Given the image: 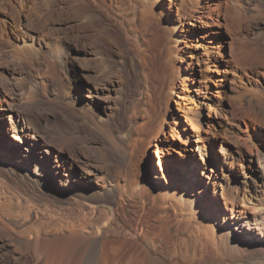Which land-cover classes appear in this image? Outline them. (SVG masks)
Returning a JSON list of instances; mask_svg holds the SVG:
<instances>
[{"label": "bare ground", "instance_id": "obj_1", "mask_svg": "<svg viewBox=\"0 0 264 264\" xmlns=\"http://www.w3.org/2000/svg\"><path fill=\"white\" fill-rule=\"evenodd\" d=\"M178 1L171 13L158 0H0V49L4 51L0 60L6 61L0 62V176L29 184L42 194L51 187H63L70 189L72 197L86 199L79 203V217L60 219L50 228L35 223V212L22 219L9 216L5 200L0 201V264H225L238 256L245 261L241 263L249 264L254 256H264V153L246 149V154L236 148L222 155L232 164L247 162L249 172H243V188L220 183L222 171L212 179L198 178L200 161L193 153L185 160L181 153L170 157L167 152L165 159L173 164L166 165L169 181L164 186L146 179L144 157L151 146L160 156L170 141L172 146L176 140L187 145L183 135L188 126L198 129L196 150L200 153L223 137L226 116L216 98L208 105L214 117L208 119V111L207 128H201L204 115L196 108L185 82L190 80L185 63H191L183 58L186 51L181 53L177 47L189 36L188 31L183 32H195L199 40L196 48L205 51L201 56L203 81L208 78V69L225 65V74H233L230 85L236 89L237 55H232V65L221 52L217 43L222 41L221 29L232 42L236 40L233 46L239 47L236 30L244 17L264 16V0ZM242 1L250 8L241 5ZM185 24L189 26L184 31ZM115 32L129 44L127 51ZM256 43L264 53V38ZM59 61L71 69L74 66L79 80L86 78L92 83L91 87H80L89 89L87 99L76 109L77 118L88 124L86 131L95 140L94 146L86 144L79 149L96 158L98 162L93 161L98 164L82 160L76 146L60 163L55 159L61 158L63 149L57 154L45 150L44 141L71 139L77 134L73 130L82 127L69 123L68 116L57 117L62 102L78 97L77 89L70 85L71 75H61ZM77 64L85 70L82 77L76 74ZM255 73L248 92L264 107V60ZM130 83L132 91L127 90ZM175 93L183 100L180 108L188 123L182 124L183 134L178 129L180 114L166 111L175 101ZM96 104H100L98 112H94ZM65 105L73 107L71 102ZM50 115L56 119L52 121ZM235 127L239 132L251 128L240 118ZM25 139L33 146L29 155L16 144ZM22 152L25 158L36 160V165L27 168V177L19 173L18 167L26 170L22 164H15L16 168L4 164ZM254 160L258 167L249 164ZM75 162L86 168L91 164L97 173L91 175ZM57 165L74 177L56 179L51 171ZM229 169L234 171L231 166ZM181 173L183 180L178 183ZM153 176V182L159 181L156 171ZM184 227L198 239L200 260L191 257L188 248H179L180 242L185 243L180 241ZM156 250L167 251L169 258Z\"/></svg>", "mask_w": 264, "mask_h": 264}, {"label": "rangeland", "instance_id": "obj_2", "mask_svg": "<svg viewBox=\"0 0 264 264\" xmlns=\"http://www.w3.org/2000/svg\"><path fill=\"white\" fill-rule=\"evenodd\" d=\"M158 1L163 6H165V8H169L171 13H173V11L174 12L176 11V6L179 4L178 0H158ZM130 2L132 3V0H130ZM242 4H244L243 6L245 8H247V7L250 8V5L247 2L242 1L241 5ZM165 11H166V9H165ZM245 14L246 13H243L241 16L244 17ZM247 15H248V13H247ZM255 16H256V14H255ZM253 17H254V14H251V17L250 16L244 17V18H246V20L242 22V25L238 28L239 30L236 27V29H237L236 31H238V33L236 35V39L238 37V39H239L238 41H241L240 42L241 44L239 45V47L233 46V43L234 42L236 43V40L234 42H232L229 35L226 34V32H224L223 29H221L222 34H220L222 41L221 40L217 41V43H219V45L222 46L221 52L229 60L230 64L232 63V60L234 59V58L232 59V55H233V57H235L236 55L238 56V57L236 56L234 59V61H236L235 62V65H236L235 72H237L236 74L238 75V78L235 77L236 86H237L236 89L233 88L232 85H230L231 82H229V81L233 79L232 78L233 74L232 75H231V73L225 74L224 70H226L228 68V67H225V65L223 67L221 66L220 68L219 67H211L210 69H208L207 70L208 78L205 81H203V79L201 77V74H202L201 71L204 69V67H202L203 66L202 65L203 60H202L201 56L205 51L201 48H198V49L196 48L197 44H199V40L197 39V35L195 32L192 33L190 31V29H187L189 25L185 24V26H183L184 31L187 29L183 33H186L188 31L187 33H189V36L186 39V43L184 42L182 44L181 43L177 44V47L181 48L180 49L181 53L186 51L183 58L185 60H188V62H190L192 64L191 65V64L185 63L186 68L188 70L190 69V80L185 81L186 87L188 88L189 93L191 94L192 98L194 99V101L196 103V108H198V107L201 108V112L204 115L201 117V128L203 127L202 129H204V130L207 128L206 123L208 121H207L206 116L210 112L208 109L209 108L208 105L211 103V100L212 99L215 100V98H216L222 102L223 113L226 116L225 117L226 121H225L223 130H222L223 137H221V139L218 138L219 140H214L212 145H210L211 148L209 150H204L205 153L203 151L201 153H200V151H197L196 150V138H197L196 134H197L198 129L196 127L194 128L193 126H191V127L188 126L187 120H185L183 115H182V112H181L182 108H180L183 106V103H182L183 100L180 99L178 93H175L174 94L175 95V98H174L175 101H172V103L169 106V110H168V107H166V111L170 115L173 113L178 114V115L180 114V117L182 118V120L180 121V123L178 125V129L182 132V134H183V130H184L182 124H186L188 126V130H186V132L183 135V139L185 141H187V145H184L181 141L176 140V142L172 146L171 141H170V143H169L170 146L166 145L167 150H163V152L160 154V156L156 154V147L155 146H151L148 149V151L146 152V155L144 157V167L146 169V172H145L146 179L149 180L150 183H153L156 186H158L159 184H160V186H164L167 183V181H169L168 178L166 177L167 176L166 170L168 168L167 166L172 165L173 163L171 161L165 159L167 157V152L171 153L170 157L171 156L177 157L179 155L178 153H181L183 155V156H181V158L185 159V160H187V158H190L188 156L189 153H193L194 158H196V159H198V161H200L201 170L197 174L198 178L201 177L205 180H208V177H209L212 179L214 176H217V175L219 176V174H220L219 171H222L223 173L220 174L219 179H218L220 181V183L225 182V184L229 185L230 187H232L233 185H235V186L238 185L240 188H243V184H242V180H243L242 177H244L243 172L244 171L247 173L249 172V170H247V167H246L247 162L239 161L237 163L232 164V160H228V159L223 160L222 155L224 156L226 154V150L228 153V150H236V148H242V150H244V151H246V149L248 151L251 149V151L253 153H258V154L264 153V107L258 106V104H257L258 100L257 99L255 100V98H252L253 96H251L248 92V89L250 88L248 85H249L250 81H252L251 78H254V76L256 75L255 68L257 65L259 66V64H261V63L263 64V60H264L263 59V56H264L263 50L256 43L258 40H262L264 38V16H262V17L256 16L258 19L256 17H254V18ZM8 21H9V19H8ZM162 21H164V20H162ZM115 35L118 36V39H119V42L121 43L122 48H124V50L127 51L129 49V44L123 41L122 37H120L121 36L120 33L115 32ZM11 38H13V37H11ZM242 39H243V42H242ZM105 46L107 48L108 44L105 43ZM231 47L234 49H232ZM236 47H238V48L236 49ZM238 49H239V51H238ZM3 52L4 51L2 49H0V55L1 56H3ZM38 52H39V54L42 53V52H40V50ZM126 54H128V52ZM257 55L259 57L258 59L256 57ZM4 60L5 59H2V60H0V62L3 61L2 63H5L6 61H4ZM58 63L62 64V67H60V71H61L60 73H61V75L63 74L62 75L63 78H64V76H68V78H70V75H71L70 85H72L75 89H77L76 91H77L78 97L73 98L72 100L69 99V101L62 102L61 104H63V105L61 106V109H60L57 117L63 118V116L64 117L68 116V117H70L69 119H71V121H68L69 123L70 122L72 123V121H73L72 124H74V123L76 124V125L74 124V126H77V127L82 126V127L80 128V130H73L74 134L77 133L73 136L74 139L71 138V139H73V140H71L70 138H66L67 140L68 139L69 140L65 141V143L62 142V140H66L65 138H59V140H57V141H54V139H51L52 141H50V142H48L45 139L46 140V142L44 141V143L46 144L45 150L48 153H54V154L56 153L57 154L60 151V149L61 150L63 149L62 151H64V154H60L61 158L55 159L56 162L59 161V163H60L64 159V157L66 158L68 152L71 153L73 151L72 146H76L78 148V151H77V153H79L78 156L80 158H82V160L86 161V159H88L89 163L98 164L97 163L98 161L96 158L92 157V159H91V157L84 155L85 152L83 154V152L79 149V147L84 146L86 144L94 146L93 144L95 143V140H93L90 137L91 133L89 134V132L86 131V130H88L87 128H89L88 124L82 123L77 118V117H79V116H77L79 114L77 112L78 109H76L82 104V102H84L87 99V97L85 95L88 93L86 90L89 89V88H86L83 91V89H80V87H82V88L91 87L92 83L87 81L86 78L79 80L77 78V76L75 75L76 69L74 66H73L74 68L72 67V69H71L67 64L65 65L64 61L63 62L59 61ZM232 65H233V63H232ZM80 66H81L80 64L76 65V68L78 69L76 74L81 75V77H82V75H83L82 73L85 72V70L82 69V67H80ZM179 87L181 89L183 88L182 86H179ZM132 88H133L132 83H130L127 90L132 91ZM177 90L180 91L179 88ZM218 91H219V93H217ZM51 97L53 99H55L56 101L58 100V98L49 95V98H51ZM101 101H99L100 104H101ZM249 101H251V102H249ZM67 102L73 103V107L68 108L65 105V103H67ZM184 102L186 103L187 106L193 105L187 101H184ZM102 103L108 104V102L105 103L103 101H102ZM187 103H189V104H187ZM100 104H96V108H95L94 112L95 111L98 112V110H96V109L97 108L99 109ZM50 117H51L52 121H54V118L56 119L55 115H50ZM213 117H214V113L210 112V116L208 119H213ZM237 117L240 118V120H242V122L245 121L246 124L248 126H250L251 128L250 129L245 128V131L239 132L235 127V121L238 119ZM52 121H50V124L53 123ZM58 123L59 124H57V125L61 124L60 122H58ZM69 123H66V124L68 125ZM66 124H61V125L66 126ZM241 126L244 127L245 125L243 123H241ZM41 131H44V130H41ZM223 132H225V134ZM75 137L77 140L75 139ZM163 138L164 137L161 134L160 139H163ZM18 142L16 144L20 145L21 150H23L27 153L30 151L31 148H33L32 144L30 143V141H28V139L27 140L26 139L21 140ZM41 142H43V140H41L40 143ZM79 144H80V146H79ZM24 154H25L24 152H22L21 154H18V158L16 157V159H14V160L9 161V159H7V160H5L4 164L6 163L7 165L5 167H8V168L9 167H15L16 168V166H14L15 164H18V163L22 164V166L24 168H26V170L23 169L22 167H18L19 173H21L22 175L27 177V173H26L27 168L30 165L31 166L36 165V160L34 158H25ZM200 154H202L201 155L202 157L200 156ZM246 154H247V151H246ZM28 155H29V153H28ZM28 155H26V156H28ZM248 158H249V156H248ZM93 160H95L97 162H95ZM70 161H71V159H70ZM242 161H244V160H242ZM248 161H249V159H248ZM250 161H253V160H250ZM75 163L78 164V167L82 168L85 172H87L91 175H94L95 173H97L96 169L91 164L90 165L87 164L88 166L86 168V166L82 165V163H80V162H75ZM0 164H2V163H0ZM249 164L254 166L256 164L255 160H254V162H250ZM161 165H164L163 169H161V167H160ZM240 165H242L241 168H240ZM191 166L192 165L189 164V167H191ZM230 166L234 168L233 172L229 169ZM75 167L77 169L76 165H75ZM256 167H258L257 164H256ZM52 170H53V171H51L52 175L56 176V179H58V180L61 177L68 179V180H71L74 177V174L71 176L69 173V170L61 167L60 165L55 166V168H53ZM154 171H156V174L160 177L159 181H156V182H160V183L153 182V179H156L153 176ZM40 173H41L40 178L42 179V182H43V180H44L43 176L44 175L42 174V172H40ZM182 174L183 173H181L179 175L178 179H176V181L178 183H181L183 180ZM222 174H225V175L223 176ZM29 175H31V173ZM35 175L37 176V174H35ZM8 179L0 176V201L5 200L4 201L5 205L8 208V209L6 207L4 208V210H6L5 212L7 214H9V216L11 214L12 217L17 218V216H18V218H20V219H22L21 218L22 216H23V218H25L26 214H29V212H35L37 218H35L34 221H36L35 223L38 222L37 224H39V227H42V228L44 226H45V228H47V227L50 228L51 226L53 227L55 222H57L60 219H62L63 221H66L67 219L72 220V218H76L75 216H77L78 214L79 215L77 217H79L80 212L82 211L81 207L79 206L80 205L79 203H81V202L85 203L86 202L85 197H83L82 195H79V196L77 195L76 197H74V196L72 197V195L68 194V191L70 189L64 190L63 187H58V189L51 187L48 189V191H45V194H42L38 190H35V189L31 188L30 186H28L29 184L28 185L24 184V183L19 184V183H17V181H14L13 178H8ZM58 180H57V182L60 181V180L59 181ZM162 180H163V182H162ZM257 182L260 183L259 180ZM62 183H63V180H62ZM78 186H76V188ZM19 205H20V207H19ZM14 214H15V216H14ZM32 223H34V222H32ZM242 223H244V222L242 221ZM242 223H241V225H242ZM47 224H49L50 226ZM181 232L183 233V235L180 237V241L183 240V241H185V243L184 244H182L181 242L179 243L180 250L188 248V251L191 254V257L195 256L197 260H200L201 259V253L199 250L200 245H198L199 242H198L196 235L192 232H187L186 227L182 228ZM156 251L159 252L158 250H156ZM159 253L162 256H164L165 258H169V254L167 251L166 252L160 251ZM222 258L225 259L226 257L222 256ZM242 260H244V259H241L240 256H238L235 259L231 260V262H226L225 264H243L245 261H242ZM184 262L188 263V261H184ZM241 262H243V263H241ZM248 262H249V264H264V256L263 255L254 256L253 259H251Z\"/></svg>", "mask_w": 264, "mask_h": 264}]
</instances>
